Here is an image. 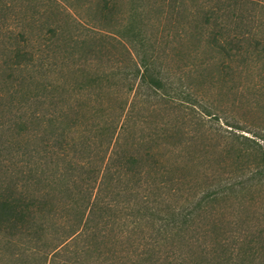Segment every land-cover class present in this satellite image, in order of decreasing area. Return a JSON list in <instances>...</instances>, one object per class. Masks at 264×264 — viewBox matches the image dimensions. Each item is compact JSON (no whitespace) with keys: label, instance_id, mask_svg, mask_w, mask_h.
<instances>
[{"label":"rangeland","instance_id":"1","mask_svg":"<svg viewBox=\"0 0 264 264\" xmlns=\"http://www.w3.org/2000/svg\"><path fill=\"white\" fill-rule=\"evenodd\" d=\"M211 12L225 36L264 39V0H0V190L46 203L39 248L56 242L82 198L95 194L123 102L135 107L122 154L148 160L140 179L124 165L113 170L87 241L125 261L151 240L161 210L196 207L194 234H242L264 245V174L256 171L264 165V59L245 50L225 58L209 47ZM131 21L136 50L151 58L173 100L128 92L137 60ZM18 48L33 60L13 66ZM63 112L75 120L66 152L53 146L50 124ZM18 238L20 261L6 252L0 264H46L44 249L33 256V243Z\"/></svg>","mask_w":264,"mask_h":264},{"label":"trees","instance_id":"2","mask_svg":"<svg viewBox=\"0 0 264 264\" xmlns=\"http://www.w3.org/2000/svg\"><path fill=\"white\" fill-rule=\"evenodd\" d=\"M205 20L215 26L209 30L207 36L209 47L222 53L225 58H229L235 52L245 50L256 51L259 57L264 59V39H257L246 32L225 36L223 23L214 12L206 15ZM126 33L137 58L132 64V68L126 73L128 92L133 93L135 98L141 93H146L147 97L155 96L173 100L174 97L168 91L170 89L155 70L151 58L144 52L140 54L136 50L133 42L139 33L136 31L134 22L131 21ZM11 58L13 66H20L21 61L33 60L28 52L19 48L13 51ZM177 95L180 101L184 99L188 105H195L192 102V96L187 92L179 91ZM134 107V102H131L129 107L128 102H123L119 106V111L116 114V118L121 120L119 130L112 142L116 131L114 124L117 123L114 118L108 128V130L112 128L114 132H112L107 148L100 158L104 166L96 192L92 196L82 198L83 204L76 209L73 224L62 234L56 236V242H52L50 246L43 245L41 246L43 248H39L48 231L44 222L46 203L36 199L25 200L21 196L13 195L11 191L0 190V240L3 243L0 250L1 256L4 255L3 253L9 252L11 257L16 259L15 262L20 261L17 253L13 252L19 246L17 240L20 237L33 243L31 245L34 246L29 248L33 256L39 257L41 249H44L43 260L46 264H91L93 261H99L100 264L107 262L109 264H264V245H256L254 240H249L245 235L234 236L233 240L225 237H210L213 233L209 229L194 234L195 230L191 221L194 218L196 207L161 210L160 217L157 219L158 223L153 228L151 240L137 246L125 261L119 256H110V252L103 250L100 243L98 244L94 240V242L87 241V232L99 218L103 194L113 170L124 165L131 172L133 178L140 179L143 176V163L148 159L138 152L122 154L120 145ZM74 121L68 112L50 117L51 128H54L53 146H58L62 152H66V149L71 145L72 138L69 137L68 131ZM146 154L151 159L150 150L146 151ZM262 162L264 163V160ZM258 169L256 170L258 174L263 175L264 165L262 169ZM207 198L205 196L204 200ZM197 207L200 208V203ZM193 234L194 236H191Z\"/></svg>","mask_w":264,"mask_h":264}]
</instances>
